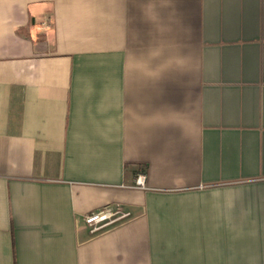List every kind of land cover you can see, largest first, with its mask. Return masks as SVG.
I'll list each match as a JSON object with an SVG mask.
<instances>
[{
	"label": "crops",
	"instance_id": "crops-1",
	"mask_svg": "<svg viewBox=\"0 0 264 264\" xmlns=\"http://www.w3.org/2000/svg\"><path fill=\"white\" fill-rule=\"evenodd\" d=\"M0 264H264V0H0Z\"/></svg>",
	"mask_w": 264,
	"mask_h": 264
},
{
	"label": "built area",
	"instance_id": "built-area-1",
	"mask_svg": "<svg viewBox=\"0 0 264 264\" xmlns=\"http://www.w3.org/2000/svg\"><path fill=\"white\" fill-rule=\"evenodd\" d=\"M135 186L145 188L146 173L138 172L135 178ZM130 215V212L124 211L119 206H106L98 211L92 212L85 216V220L90 226L92 232L99 231L113 223L118 222L120 218Z\"/></svg>",
	"mask_w": 264,
	"mask_h": 264
},
{
	"label": "rangeland",
	"instance_id": "rangeland-1",
	"mask_svg": "<svg viewBox=\"0 0 264 264\" xmlns=\"http://www.w3.org/2000/svg\"><path fill=\"white\" fill-rule=\"evenodd\" d=\"M124 211H126V210H124ZM128 216H130V215H128ZM128 216H126V217H128ZM126 217L120 218V220H122V219H124V218H126ZM118 221H119V220H118Z\"/></svg>",
	"mask_w": 264,
	"mask_h": 264
}]
</instances>
